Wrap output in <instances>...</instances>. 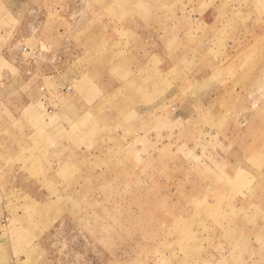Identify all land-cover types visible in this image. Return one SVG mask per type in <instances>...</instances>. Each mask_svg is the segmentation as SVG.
Here are the masks:
<instances>
[{
  "label": "rangeland",
  "instance_id": "obj_1",
  "mask_svg": "<svg viewBox=\"0 0 264 264\" xmlns=\"http://www.w3.org/2000/svg\"><path fill=\"white\" fill-rule=\"evenodd\" d=\"M2 39L0 264H264V0H0Z\"/></svg>",
  "mask_w": 264,
  "mask_h": 264
},
{
  "label": "crops",
  "instance_id": "obj_2",
  "mask_svg": "<svg viewBox=\"0 0 264 264\" xmlns=\"http://www.w3.org/2000/svg\"><path fill=\"white\" fill-rule=\"evenodd\" d=\"M31 8L32 7H30L29 9H31ZM20 11H22V10H20ZM2 32H3V34L6 33L4 30ZM6 42H7L6 40H5V42L3 39L1 40L0 50L3 49L5 44L9 45L10 42L9 43H6ZM13 44L15 45V40H14ZM12 53H15V51H13ZM17 53L18 52L16 51V55H17ZM17 65H18V61H16V66ZM17 69L19 70L18 66H17ZM25 69H26V66H25ZM20 70H21V73L20 72L18 73L17 70H16V73H14V74L9 73V76L10 75H11V77L13 76V82H10L8 84H0V112H1V108H2L1 106L4 105L3 103H8L10 110L15 113L14 116H7V115L2 116V115H0V125L4 124V126H7L5 131H3L4 135L5 134L10 135V134H12V132H13V134H15L14 132H16V131H12V128L14 125H16V123H18V118L21 117V115H20L21 112L19 113L17 110L18 109L22 110L23 107H27L33 100V93L32 92H33L34 87L32 85H30V83H28V80L25 81L24 83H21L18 81V77L20 74H21V76H23V75L25 76V80L28 78L27 75L23 72L24 71L23 67L20 68ZM1 114H2V112H1ZM24 118L25 117L22 118V121ZM1 134L2 133L0 132V136H1ZM9 138H12L11 135ZM0 140H1V137H0Z\"/></svg>",
  "mask_w": 264,
  "mask_h": 264
}]
</instances>
